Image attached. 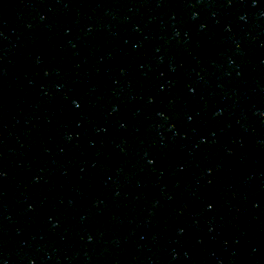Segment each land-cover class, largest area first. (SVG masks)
<instances>
[{"label": "water", "instance_id": "95a60500", "mask_svg": "<svg viewBox=\"0 0 264 264\" xmlns=\"http://www.w3.org/2000/svg\"><path fill=\"white\" fill-rule=\"evenodd\" d=\"M0 261L264 264V0H0Z\"/></svg>", "mask_w": 264, "mask_h": 264}, {"label": "snow or ice", "instance_id": "6c2138e0", "mask_svg": "<svg viewBox=\"0 0 264 264\" xmlns=\"http://www.w3.org/2000/svg\"><path fill=\"white\" fill-rule=\"evenodd\" d=\"M77 107H79V105H77ZM0 264H3V261H0Z\"/></svg>", "mask_w": 264, "mask_h": 264}, {"label": "clouds", "instance_id": "9594fccd", "mask_svg": "<svg viewBox=\"0 0 264 264\" xmlns=\"http://www.w3.org/2000/svg\"><path fill=\"white\" fill-rule=\"evenodd\" d=\"M149 163H151V161H149Z\"/></svg>", "mask_w": 264, "mask_h": 264}]
</instances>
